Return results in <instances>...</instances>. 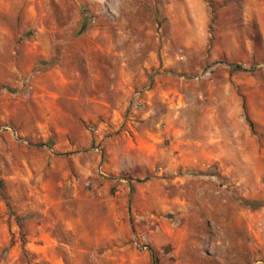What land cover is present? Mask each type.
Here are the masks:
<instances>
[{
    "label": "rangeland",
    "instance_id": "374dc122",
    "mask_svg": "<svg viewBox=\"0 0 264 264\" xmlns=\"http://www.w3.org/2000/svg\"><path fill=\"white\" fill-rule=\"evenodd\" d=\"M0 185V264H113L105 196L138 251L165 220L264 264V0H0Z\"/></svg>",
    "mask_w": 264,
    "mask_h": 264
},
{
    "label": "crops",
    "instance_id": "0c3cea01",
    "mask_svg": "<svg viewBox=\"0 0 264 264\" xmlns=\"http://www.w3.org/2000/svg\"><path fill=\"white\" fill-rule=\"evenodd\" d=\"M186 2H195L202 5V0H186ZM201 16L205 17L204 9ZM150 149V146H148ZM166 180L153 179L146 180L137 190L139 195L138 201L144 200H163L166 198V192H163ZM158 189V191H156ZM104 210V223L97 226L92 232L86 230L84 239L88 247H100L105 249V255L112 259L113 264H150L152 255L162 263L166 259L174 264H190L194 260L192 258L202 255L200 246L189 243V234L186 230L173 228L165 220H160L154 229H148L146 238H148V251H138L130 244L132 233L127 224L121 222V217L125 214L120 210L121 204L109 197H100L96 201ZM144 208V214L151 213L149 208L146 209L141 203L138 205ZM131 209V208H130ZM127 214V213H126ZM129 215V213H128ZM153 215V214H150ZM206 226L202 225V228ZM145 236V234H144ZM172 244L168 246L167 244ZM156 254V255H155ZM204 256V254H203Z\"/></svg>",
    "mask_w": 264,
    "mask_h": 264
},
{
    "label": "trees",
    "instance_id": "16d2710c",
    "mask_svg": "<svg viewBox=\"0 0 264 264\" xmlns=\"http://www.w3.org/2000/svg\"><path fill=\"white\" fill-rule=\"evenodd\" d=\"M229 65L235 67L238 70H243L244 69L241 64L229 63ZM243 108H244L245 118L247 119L249 126L252 127V123H251L250 119L248 118V116H247V114L245 112V107L243 106ZM0 189H1V185H0ZM247 204H250L249 206L251 208H256L257 206L262 205L263 201H253V202L247 203Z\"/></svg>",
    "mask_w": 264,
    "mask_h": 264
},
{
    "label": "built area",
    "instance_id": "2783aa9c",
    "mask_svg": "<svg viewBox=\"0 0 264 264\" xmlns=\"http://www.w3.org/2000/svg\"><path fill=\"white\" fill-rule=\"evenodd\" d=\"M136 246L140 249V250H147V245L146 244H143V243H136Z\"/></svg>",
    "mask_w": 264,
    "mask_h": 264
}]
</instances>
